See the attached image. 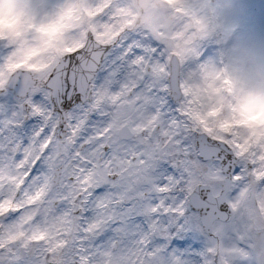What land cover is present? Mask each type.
Here are the masks:
<instances>
[{
    "label": "snow or ice",
    "instance_id": "6c2138e0",
    "mask_svg": "<svg viewBox=\"0 0 264 264\" xmlns=\"http://www.w3.org/2000/svg\"><path fill=\"white\" fill-rule=\"evenodd\" d=\"M0 38V264H264V136L194 75L188 0H29Z\"/></svg>",
    "mask_w": 264,
    "mask_h": 264
},
{
    "label": "clouds",
    "instance_id": "9594fccd",
    "mask_svg": "<svg viewBox=\"0 0 264 264\" xmlns=\"http://www.w3.org/2000/svg\"><path fill=\"white\" fill-rule=\"evenodd\" d=\"M188 2V0H185ZM195 12L184 17L193 27L198 41L217 47L197 67L194 75L210 86L214 103L229 119L264 136V32L248 27L240 32L226 29L225 12L245 9L241 0H190ZM29 0H0V38L11 39L19 56L35 59L51 47L33 32L38 22L28 8Z\"/></svg>",
    "mask_w": 264,
    "mask_h": 264
},
{
    "label": "rangeland",
    "instance_id": "374dc122",
    "mask_svg": "<svg viewBox=\"0 0 264 264\" xmlns=\"http://www.w3.org/2000/svg\"><path fill=\"white\" fill-rule=\"evenodd\" d=\"M251 3L252 4L246 7L244 0H241V4L246 7L243 15L239 10H237L239 12V16L234 15V11L225 12L223 16V23L225 25V28H232L231 30L236 29V32H240V26L251 18L252 22L248 27L255 28L259 32H264V0L252 1ZM254 6H256L257 9ZM250 10H252L251 16L247 19L246 12H250ZM210 44L216 46L214 41H206L201 45V51L212 53L215 48L211 50L208 49Z\"/></svg>",
    "mask_w": 264,
    "mask_h": 264
}]
</instances>
